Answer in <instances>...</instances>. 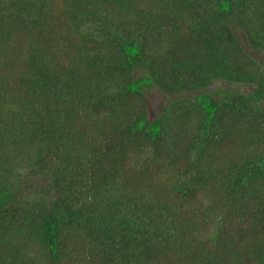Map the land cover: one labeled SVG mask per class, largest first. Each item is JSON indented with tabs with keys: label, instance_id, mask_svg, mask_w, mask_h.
<instances>
[{
	"label": "trees",
	"instance_id": "16d2710c",
	"mask_svg": "<svg viewBox=\"0 0 264 264\" xmlns=\"http://www.w3.org/2000/svg\"><path fill=\"white\" fill-rule=\"evenodd\" d=\"M0 264H264V0H0Z\"/></svg>",
	"mask_w": 264,
	"mask_h": 264
},
{
	"label": "rangeland",
	"instance_id": "374dc122",
	"mask_svg": "<svg viewBox=\"0 0 264 264\" xmlns=\"http://www.w3.org/2000/svg\"><path fill=\"white\" fill-rule=\"evenodd\" d=\"M247 49L252 55L257 57L258 59L263 58V55L260 54V52L252 50L249 47H247ZM219 88H235V89L247 91L252 88V85L233 84L229 82L216 81L212 83L207 88V90L216 91ZM145 93H146V99H147V113L151 119H153L157 115V113L160 111V109L163 108L166 104H168L170 100L178 96V92L162 89L158 86H154L150 89H147ZM35 176H39V175L38 174L32 175V177H35Z\"/></svg>",
	"mask_w": 264,
	"mask_h": 264
}]
</instances>
